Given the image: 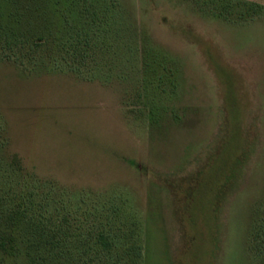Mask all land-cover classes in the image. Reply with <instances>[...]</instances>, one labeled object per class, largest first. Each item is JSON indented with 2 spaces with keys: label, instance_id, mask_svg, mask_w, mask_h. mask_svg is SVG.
Instances as JSON below:
<instances>
[{
  "label": "rangeland",
  "instance_id": "obj_1",
  "mask_svg": "<svg viewBox=\"0 0 264 264\" xmlns=\"http://www.w3.org/2000/svg\"><path fill=\"white\" fill-rule=\"evenodd\" d=\"M0 234V264H264V0H0Z\"/></svg>",
  "mask_w": 264,
  "mask_h": 264
},
{
  "label": "trees",
  "instance_id": "obj_2",
  "mask_svg": "<svg viewBox=\"0 0 264 264\" xmlns=\"http://www.w3.org/2000/svg\"><path fill=\"white\" fill-rule=\"evenodd\" d=\"M10 216L11 217H16L18 221H20L22 218V215L20 213V210L19 209H13V210H10ZM35 229V232H34V235H33V241L34 242L35 240H37L36 242V245L35 246H31L34 250L36 249L37 251L38 250H41L43 248H46L45 246H47V244H52V234H49L48 231H41V234L38 235V232L40 231V229L38 227H34ZM103 236V235H102ZM7 236H4V235H1L0 234V248L5 250V251H8L9 248H8V241L6 239ZM39 240H43L44 243H43V246L41 244H39ZM104 240V239H103ZM42 242V241H41ZM40 242V243H41ZM139 251L137 250V255L140 256L141 255V251H140V247L138 248ZM38 259H36L34 256L32 257L31 259V262L33 264H35L37 262Z\"/></svg>",
  "mask_w": 264,
  "mask_h": 264
}]
</instances>
